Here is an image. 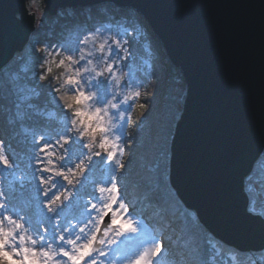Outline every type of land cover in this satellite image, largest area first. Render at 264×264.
Wrapping results in <instances>:
<instances>
[{
  "label": "snow or ice",
  "instance_id": "6c2138e0",
  "mask_svg": "<svg viewBox=\"0 0 264 264\" xmlns=\"http://www.w3.org/2000/svg\"><path fill=\"white\" fill-rule=\"evenodd\" d=\"M46 17L45 10L39 18L40 26ZM93 34L100 36V29L76 33L58 49L48 53L53 57L51 59L37 56L36 64L41 71H32L34 87L17 89L15 115L18 118L23 119L26 115L21 109L35 107L31 101L34 95H40L36 89L44 88H47L63 118L53 133H33L29 164L31 176L21 174L17 178L16 170L20 164L10 158L5 151V142L0 140V169L12 177L13 183L17 179L21 186L27 182L34 193L29 206L23 208L13 204L0 190V264H168L164 255V232L162 230L158 234L149 227L144 212L155 213L171 228V218L180 211L178 201L170 192L159 190L158 180L146 178L142 173H136L138 183L145 185L142 199H132L128 184L121 182L131 160V157L123 159V130L130 120V117L125 119V113L132 107L130 101L134 102L140 94L137 91L131 98H126L128 94L121 100L123 89L134 83L136 77L130 72L126 80L122 79L117 69L127 66L132 52L130 47L121 45L119 39L111 37L97 51L95 43L89 47L84 42L85 37ZM123 34L130 35L127 30ZM126 44L130 45L131 41H126ZM51 47V44H45L44 47L33 48V54L43 53ZM82 48L84 53H81ZM55 57L61 58L57 61ZM49 60L59 65L54 68L61 70L59 73L64 71L65 63L71 66L73 73L83 69L78 75L68 77L69 82L65 85L67 94L84 95L89 103L99 105L101 116L107 106L109 115H118V121H112L114 127L105 126L94 136L85 133L83 125L76 131L72 123L75 115L59 96V74L58 86L52 87L48 83L54 71L48 67ZM74 60L75 64L72 63ZM81 85L84 93L79 92ZM89 91L94 92V99L87 97ZM138 107L144 109L145 105L139 104ZM153 183L157 185L156 189L151 187ZM138 206L143 208V212L137 211ZM183 216L185 223L181 239L191 234V239L185 241L191 247L196 244L198 230L193 227L187 213ZM116 220L120 223L117 224ZM125 224L128 228L122 230L121 226ZM121 238L123 241L114 250ZM200 264H207V261Z\"/></svg>",
  "mask_w": 264,
  "mask_h": 264
},
{
  "label": "water",
  "instance_id": "95a60500",
  "mask_svg": "<svg viewBox=\"0 0 264 264\" xmlns=\"http://www.w3.org/2000/svg\"><path fill=\"white\" fill-rule=\"evenodd\" d=\"M26 2L0 0V67L34 27ZM43 3L49 14L108 3L145 20L186 83L169 146L170 185L215 237L240 250L264 248V219L247 209L243 191L264 146V0Z\"/></svg>",
  "mask_w": 264,
  "mask_h": 264
},
{
  "label": "rangeland",
  "instance_id": "374dc122",
  "mask_svg": "<svg viewBox=\"0 0 264 264\" xmlns=\"http://www.w3.org/2000/svg\"><path fill=\"white\" fill-rule=\"evenodd\" d=\"M27 2L25 3V5H26L28 12L34 11L33 12V15H34L33 26L34 27L31 29L28 35V38L26 40V42L28 43V48L30 50H32L33 48L37 46L41 48V47H44L45 44H51L52 47L47 48L45 50V52L48 54L49 52H52L53 49H58V46L61 45L64 41H67L70 38H73L76 33L82 30L96 29V28L100 29L101 37H104V38L111 37L112 39H119L121 45H124L125 47H130V45L126 44V41L128 38L131 39L133 45H135L136 47L139 46L141 42L142 52H139V55L136 53L138 57L136 58L137 60H134V56L132 55L131 59L127 63V66H124L122 69L118 67L117 71L121 75L122 79H125V80L127 79V76L130 72L134 74L136 77L134 83L130 84L128 87L123 89L122 94L120 96L121 100L123 99L125 95H128L130 92H134L137 90H140L145 95L144 90L146 89V86L148 85V81L151 77V66H150L151 39L147 38L148 40H146L145 38H142L140 39L141 40L140 42L138 41L141 35L144 36L143 34L144 32L138 27V25L133 24L129 26L125 24V20L128 19L129 15H127L124 12H117L118 14L116 13L115 15L107 14V16L105 15L106 17H104L103 19H97L96 21H93L92 23L87 24L88 25L87 26L85 25V23H78V19L75 20V18H73V14H71L70 12V10L73 9V7L71 6L60 7L55 11V13L49 14L44 6L43 0H27ZM102 4H107V3H102ZM91 6H94V5H91ZM91 6H78L74 8L83 7L86 9ZM125 9H129V8H125ZM45 10L47 12V17L44 20V24L40 26L39 18L41 14L45 12ZM16 15L20 17V13H17ZM125 30H127L128 32L132 31L133 33H130V35L127 38V36L123 34ZM161 48L163 49L162 46ZM22 51L23 50L15 51L13 53V56L9 60V65L5 67L4 66L5 64H4L3 66L0 67V88H2V90H0V95H1L0 101H4V102L6 101V105L9 107H13V110H16L15 103H17L18 101L17 89L20 87H26V88L32 87L30 81L28 82L27 80H25V78L27 79L28 75H30L28 71H29V68L32 66L33 59H31V55H29L28 53H26L23 56ZM131 52H133V50H131ZM163 59L164 61H166L165 59L170 61L164 49H163ZM169 64H171V71L177 72L180 75H182L180 70L177 67L173 66L171 62H169ZM166 84L168 88H165L161 96L158 95L159 100L155 99L154 101H151L148 111L144 113H142L141 110L137 108L138 100L143 96V94L138 99H136L134 102L130 101V103H132V107L129 109L127 113H125V119L128 120V117H130L132 122H135V120H137L136 122L139 123L140 116H142L143 114H145L146 117L150 118V136H149V139L148 138L146 139L147 140L146 146L144 145L140 146L139 150L134 149V151L142 150L147 155L145 148L146 149L149 148L152 142L157 143V145L159 146V149H157V152H158V155H157L158 157L156 159L157 161L155 165L145 164V166L142 165V167H139L137 169L143 170L144 177L151 178L153 180H158L159 188L162 189V191L170 192V190L167 187L170 185L169 178H168L169 174H168V171L166 173L167 169L165 171L163 170L164 167H169V160L168 161L166 160L165 158L166 151L165 153H163V149L165 150V148H167L166 144L170 140V130L174 127V123H171V120H167V117H168V113L170 110H172L171 112L172 114L178 111L181 99H183V95L185 94L186 83L185 81L182 83L181 82L173 83L170 80ZM8 87L12 88V92L14 95L13 99L10 96L11 100H9L6 97ZM117 91H120V90L117 89ZM149 95L150 93L148 94V96ZM169 96H171V98L175 97L176 101L174 103H171L170 101H167V100L166 102H164V97H169ZM52 102L55 105V101H52ZM95 106H99V105L95 104ZM4 110L5 108L0 109V111L2 112ZM46 114L52 117L56 115V111L51 107L46 111ZM4 115L6 118L9 117L10 119L17 118V116L14 114H13L14 117L8 116V115H12L8 111H7V114H4ZM110 117L112 118L111 122L113 120L118 121V115L116 117H112L110 114ZM62 118L63 116L60 115L59 119L57 120V123L59 126H54V127L52 126V128L47 126L46 124H38L37 127L26 126L24 124H20L19 129L22 130L25 134H27L32 139L33 133H36V134H39L40 132H45L47 134L53 133L55 130H57L60 127V121L62 120ZM130 126H132V123L129 124V121L125 123L124 130H123L124 136H125V142L122 145L123 147L126 146L127 132L129 133ZM73 135H75V133H73ZM0 140H2L1 137H0ZM30 148L31 146L28 147L26 153L22 154L21 156L16 157L13 151L11 150V148L9 147V145L5 143L6 153L10 156V158L13 161L20 164V167L16 170L17 178H19L21 174H27L31 176V169L29 168ZM125 154H126V147H125V153L123 157L124 160H125ZM57 155H59L58 151H57ZM169 156H170V150H169ZM248 174L245 176V178H247L249 181V183L246 184L245 186L247 190V191L245 190V193L249 194V197H248L249 201L247 203V208L248 210L251 209L250 211L257 209L255 211L258 212V214H260L262 217H264V176L263 175L260 176L261 174L258 176H254L253 174H250V176H248ZM164 175H167V178H165L166 176ZM121 182L127 183L123 177H122ZM136 185H138V183H136ZM20 187H21V184L19 183V179H17V181L13 183L12 177L8 175V173L5 170L0 169V190L4 191L9 196L11 202L15 204L17 207L27 208L28 201L25 198V196L22 195V193L20 192H18L17 194H15L14 192V191L19 190ZM151 187L155 189L157 188V185L153 183ZM169 188H171L174 192V188H172L171 185L169 186ZM28 193H29V196L31 197L34 195L32 191V187H31V191ZM175 195H177L176 192H175ZM177 197H176V200H177ZM131 198L132 199L137 198L135 193L132 194ZM178 199L179 201H182L179 197ZM183 205L185 206L184 203ZM258 208H261L263 210L258 209ZM179 209H180V206H179ZM187 209L190 212H186V211L180 212L179 211L180 216H178L176 220H173V226L169 228L168 232H169V235H171V233L175 234L176 232L177 234V232H180L183 229L184 223H185L183 214L187 213L191 222L192 223L195 222L196 225L202 228L203 230V235H201L202 242H201L199 251L180 247L177 245V243H175V241L173 242L167 241L165 242L166 251L164 255L168 259V264H189V260L191 259H189L188 257L195 259L197 261V264H200L201 261H204L203 253L207 245H209L207 246L208 249H212L211 246L218 248V250L213 249L212 255L213 256L216 255V257H219L218 255L220 251H223L222 249H224L225 247L223 243L222 245L221 243L219 244L211 239V237L207 234V232L212 235L214 234L199 220L198 216L196 215L195 210L192 208H187ZM151 215H149V219L145 217L147 225L151 227L152 229L156 230V232L158 233L157 228L161 224V221L154 220V217H155L154 213H152ZM215 239L216 241L220 240L217 237ZM122 241H123V238H121V241L117 242V246H114V250L116 247L120 246ZM219 246H220V249H219ZM229 246L232 247L233 245H229ZM236 249L240 250L238 248ZM212 255L209 256L210 260L213 257ZM227 255L235 263L237 262L240 264L243 263L240 260L241 257L238 254V252L229 251ZM250 258H251L250 264H256V261H252V259L264 263V255L261 253H255L253 255H250ZM246 259L244 261V264H249L246 261Z\"/></svg>",
  "mask_w": 264,
  "mask_h": 264
},
{
  "label": "trees",
  "instance_id": "16d2710c",
  "mask_svg": "<svg viewBox=\"0 0 264 264\" xmlns=\"http://www.w3.org/2000/svg\"><path fill=\"white\" fill-rule=\"evenodd\" d=\"M29 16L33 15L31 13L28 12L27 8L25 11ZM24 12V13H25ZM71 14H73V18H75V20L78 19V22H87V21H96L97 19H103L104 17L108 15H115L117 12H124L126 13L128 16V19L125 20V24L126 25H138V27L143 30V35H141L138 39V41L140 42L142 38H145L146 40H148L147 38L151 39V45H150V49H151V58H150V66H151V77L148 81V85L146 86L145 91V95L143 94V96L138 100L137 103V108L139 110H141L142 113L148 111L149 105L151 104V101L159 100L158 95H162V92L165 90V88L167 87V82H169L170 80L175 83V82H184L183 80V76L180 75L177 72L171 71V64H169L170 61H168L167 59H165L166 61H164L163 59V49L161 48V43L160 41L155 37V35L152 33L151 29L148 27L147 23L145 22V20L133 9H125L122 7H116L112 4H99V5H94L91 6L89 8H73L72 10H70ZM118 14V13H117ZM106 15V16H105ZM123 16V15H121ZM22 17V15L20 16ZM33 26V23H32ZM60 26V25H59ZM32 29V28H31ZM129 33H133L132 31ZM128 38V36H127ZM131 41V39H127V41ZM25 42L21 47L15 49V51H20L23 50V56L28 53L29 55H31V59L32 60V66L29 68V74L27 79L25 78V80H27L28 82L30 81L32 87H34V81L32 80V71H36L39 72L41 71L39 64H36V59L37 56H41L45 59H51L53 57H49L48 54L46 52L43 53H38V54H33V49L30 50L28 48V43ZM27 48V49H26ZM35 48H40V47H35ZM130 49L133 50L132 55L134 56V58H138L137 54L139 55V52H142V47H141V42L139 44V46H135L133 45L132 41L130 44ZM14 51V52H15ZM137 53V54H136ZM13 56V55H12ZM11 56V57H12ZM10 57V59H11ZM60 57H55V59H57V61L59 60ZM9 59V60H10ZM21 59V58H20ZM9 60L7 61V63L4 65L5 67L9 65ZM41 63H43V60L40 61ZM166 64V66H165ZM35 65V67H34ZM60 70H55L54 69V75H58ZM51 84L52 87H56L58 86L57 81L53 78L50 79V82H48ZM37 92L40 93V95L38 96H33V99L31 101V103L35 106L33 109L29 110L27 108L21 109V111H24L26 113L25 117L23 119L20 118H12L10 119L9 117H5L4 114H7V111L9 113H11L12 115H8V116H13V114L15 115L16 110H13V107H9L6 105V101H0V109L5 108V110L2 112L0 111V137L2 140H4V142L9 145V147L11 148V150L13 151V153L16 156H21L22 154L26 153L27 149L29 146H31V138L25 134L22 130L19 129L20 124H24L26 126H33V127H37L38 124H46L47 126L51 127L52 126H59L57 123V120L59 119L60 115H62V113L60 112L59 108H56L55 105L53 104V100L51 99L50 95L48 94L47 88L44 89H36ZM150 93V95L148 96V94ZM186 89H185V94L183 95V99H181L180 102V106L179 109L176 113L172 114V110L169 111L168 113V117L167 120H171V123H174V127L177 123V121L180 119L182 113H183V107H184V102H185V98H186ZM1 96V95H0ZM13 99V92H12V88L8 87L7 90V95L6 97L11 100V98ZM161 99V97H160ZM170 101L171 103H174L176 101V98L173 97L171 98V96L169 97H164V102ZM139 104H144L145 107L144 109H140L138 107ZM16 105V103H15ZM53 108L56 111V115L55 116H48L46 114V111L49 108ZM141 113V114H142ZM43 121V122H42ZM137 120H135V122H132V126H130L129 128V133L127 132V142H126V154H125V160H129V157H131L129 166H128V172L125 173L124 175V179L126 180L130 191L133 193H135V195L139 198H143V191L145 190V185L143 184H139L137 179H136V173H142L143 174V170H139L137 168L142 167V165L145 166V164H150V165H155L156 164V159H157V149H159V146L157 145V143H153L150 145L149 148H145L147 155L141 150V151H134V149L139 150L140 146H146L147 143V138L149 139L150 136V118L146 117L145 114H143L142 116H140V122H136ZM56 123V124H55ZM174 127L170 130V140L167 142L165 150L163 149V153H165V158L168 161L169 160V145H170V141L172 138V135L174 133ZM143 152V153H142ZM147 156V157H146ZM146 157V158H145ZM167 169V170H166ZM164 171L166 170V173L168 171V167H164L163 169ZM250 174H253L254 176H264V147L260 153V155L258 156V158L255 160L254 165H253V169L250 171V173L248 174V176H250ZM165 178H167V175ZM246 179V180H245ZM136 183H138V185H136ZM249 181L247 178L244 177V186L243 189L246 190V184H248ZM26 186H28L29 184L26 183ZM169 185V184H168ZM170 186V185H169ZM168 189L170 190V192L172 193L171 195L173 197H177V195H175V190L173 192V190L171 188ZM154 189V188H153ZM156 189V188H155ZM24 190H28L27 188L23 189V193H25ZM160 191H162V189L159 188ZM247 191V190H246ZM249 197V194H248ZM179 206H180V212L181 211H186V212H190L182 203V201H179L178 197H177ZM182 205V206H181ZM138 208L142 209V207L138 206ZM261 209V208H258ZM251 210V209H250ZM257 210V209H255ZM255 210H252L255 213ZM263 210V209H261ZM151 211H148L147 213H149ZM153 213V212H152ZM180 216V213L178 212V214L175 217H172V220H176L177 217ZM210 234V233H209ZM211 235V234H210ZM211 239L217 243H223L225 245L224 249H222L223 251H220L219 253V257H218V262H216L214 259L213 262L214 264H227L228 262H230V264H240V263H235L233 260H231L228 256V252L229 251H233V252H238V254L240 255V260L243 262L242 264H244V261L246 259V261L250 264V255H253L255 253H261L264 255V248L259 249L258 251L256 250H237L236 248H234L233 246H229L228 244L218 240L216 241V239L211 235ZM222 244V245H223ZM220 249V246H219ZM204 256L207 254L204 252L203 253ZM222 258H221V257ZM252 261H257L252 259ZM251 261V262H252ZM216 262V263H215ZM212 263V262H211Z\"/></svg>",
  "mask_w": 264,
  "mask_h": 264
},
{
  "label": "clouds",
  "instance_id": "9594fccd",
  "mask_svg": "<svg viewBox=\"0 0 264 264\" xmlns=\"http://www.w3.org/2000/svg\"><path fill=\"white\" fill-rule=\"evenodd\" d=\"M109 38H104L99 35L93 34L91 36L85 37V43L89 44V47H91L92 43L96 44V50L99 51L105 43H107V40ZM85 49H81V53H84ZM73 64L76 63L74 60L72 62ZM49 69H54L56 67H59V65L53 64L51 60L47 61ZM90 66L94 69V66L91 65V62H89ZM80 71H83V69L78 70L77 73H73L71 70V66L67 63L64 64V71L59 73V88L61 89L59 96L61 101L64 103L66 108L72 109L75 119H73L72 123L76 129V131L80 130V127L84 126V132L87 133L89 136H94L95 133H97L98 130L104 128L105 126L114 127L112 125V118L110 117L107 109V106H105L103 116L99 115L100 107L95 106L94 103H89L88 100L84 95H76V96H69L67 94V91L65 89V85L69 82L68 77H72L75 75H78ZM47 75V73H45ZM53 78L57 81V75H54V71L52 72ZM117 83H119V78H117ZM140 94V96L143 94L140 90H137ZM130 92L129 95L126 98H131V95L135 92ZM80 93H84V86L81 85ZM87 97H93L94 99V92L89 91L87 93ZM111 104V101L108 102ZM89 109H92V111H89ZM131 119L129 120V124H131ZM105 140L107 138H104ZM103 144V140H102ZM111 144V142H109ZM91 145V142H90ZM117 224L120 223L119 220L115 221ZM122 230H127L128 225H122Z\"/></svg>",
  "mask_w": 264,
  "mask_h": 264
},
{
  "label": "bare ground",
  "instance_id": "6f19581e",
  "mask_svg": "<svg viewBox=\"0 0 264 264\" xmlns=\"http://www.w3.org/2000/svg\"><path fill=\"white\" fill-rule=\"evenodd\" d=\"M78 23H80V22H78ZM90 23H92V22L87 21L85 23V25L90 24ZM89 26H91V25H89ZM192 225H193L194 228H196L198 230L197 233H196V236H197L196 244L194 246L190 247V246H188L185 243V241H188V240L191 239V234H187V235L184 236V239H181L182 230L180 232H177V234H176V232H175V234L171 233V235L167 234L168 232H164V242H167V241L168 242H173V241H175V243H177V245L180 246V247H184V248H188V249H192V250L197 251V249L200 248V245H201V242H202V236L201 235H203V230H202V228L198 227L195 222L192 223Z\"/></svg>",
  "mask_w": 264,
  "mask_h": 264
}]
</instances>
